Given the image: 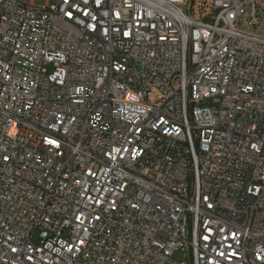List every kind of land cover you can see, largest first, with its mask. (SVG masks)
<instances>
[{"label":"built area","instance_id":"built-area-1","mask_svg":"<svg viewBox=\"0 0 264 264\" xmlns=\"http://www.w3.org/2000/svg\"><path fill=\"white\" fill-rule=\"evenodd\" d=\"M0 264H264V0H0Z\"/></svg>","mask_w":264,"mask_h":264},{"label":"rangeland","instance_id":"rangeland-1","mask_svg":"<svg viewBox=\"0 0 264 264\" xmlns=\"http://www.w3.org/2000/svg\"><path fill=\"white\" fill-rule=\"evenodd\" d=\"M175 257L176 258H182L183 257V254L181 252H176L175 253Z\"/></svg>","mask_w":264,"mask_h":264}]
</instances>
